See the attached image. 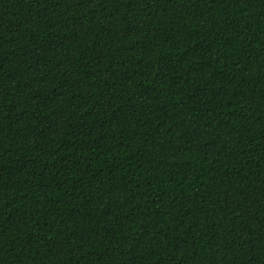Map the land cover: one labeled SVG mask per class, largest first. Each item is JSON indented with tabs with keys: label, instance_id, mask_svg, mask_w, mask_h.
<instances>
[{
	"label": "trees",
	"instance_id": "obj_1",
	"mask_svg": "<svg viewBox=\"0 0 264 264\" xmlns=\"http://www.w3.org/2000/svg\"><path fill=\"white\" fill-rule=\"evenodd\" d=\"M0 264H264V0H0Z\"/></svg>",
	"mask_w": 264,
	"mask_h": 264
}]
</instances>
